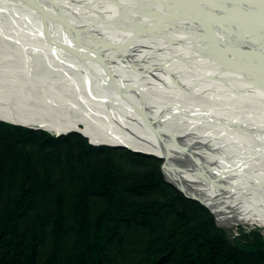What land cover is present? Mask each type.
<instances>
[{
  "label": "bare ground",
  "instance_id": "obj_1",
  "mask_svg": "<svg viewBox=\"0 0 264 264\" xmlns=\"http://www.w3.org/2000/svg\"><path fill=\"white\" fill-rule=\"evenodd\" d=\"M0 118L163 157L218 227H264V0H0Z\"/></svg>",
  "mask_w": 264,
  "mask_h": 264
},
{
  "label": "trees",
  "instance_id": "obj_2",
  "mask_svg": "<svg viewBox=\"0 0 264 264\" xmlns=\"http://www.w3.org/2000/svg\"><path fill=\"white\" fill-rule=\"evenodd\" d=\"M69 142L0 122V264H264L158 159Z\"/></svg>",
  "mask_w": 264,
  "mask_h": 264
},
{
  "label": "rangeland",
  "instance_id": "obj_3",
  "mask_svg": "<svg viewBox=\"0 0 264 264\" xmlns=\"http://www.w3.org/2000/svg\"><path fill=\"white\" fill-rule=\"evenodd\" d=\"M0 122H2L4 124H9L11 126L22 127V128L28 129L29 131H33V132L35 131L37 133H46V134H48L50 136H53V137H59V138L68 137L69 139H71V142H69L66 145H70L71 143L73 145L74 144V142H73L74 138H77V139L83 138L86 141V143H88L89 145L94 146V147H101L102 149L107 150V152L110 155L109 158H111V156L116 155L115 153H119V151H123V152H126L128 154L129 153L130 154H136L137 156L139 155L141 157H146L148 159H150V158L158 159L159 169H161V171H162V172L161 171L160 172H161L163 178L165 179V182H167L168 184H172L173 185V183H171V181L167 180V178H166V173L164 171L165 160H164L163 157H159L157 155H154V154H151V153H147V152H143V151H139V150L138 151L137 150H133V149H131V148L125 146V145H111V144H106V143L93 144V143H91L89 141V139L86 136H84L81 132H79L77 130L69 131V132H65V133H52L50 131H46V130L42 129L41 127H33V126H28V125H24V124H20V123L10 122L8 120H4V119H1V118H0ZM144 161H147V160H144ZM143 163L144 162H142V164ZM118 164H120V163H118ZM174 186H176V185L174 184ZM180 192L184 196H186L188 198L192 197L191 199H194V200L198 201L195 197L189 195L185 191H183V190L181 191L180 190ZM216 225H218V224H216ZM259 228H264V227H260V226H258L256 224H249V223H242L241 222V223H238L236 225H231L228 228H221V229H227L230 233L228 232V233H226V235L227 236L229 235V238L231 237L233 240L234 239H238V238L244 239V237L246 235H248L249 237H251V239H254L255 242L261 241L264 244V232H261L259 230ZM262 231H264V230H262ZM244 234H246V235H244ZM166 252H167V254H169V251H166Z\"/></svg>",
  "mask_w": 264,
  "mask_h": 264
}]
</instances>
